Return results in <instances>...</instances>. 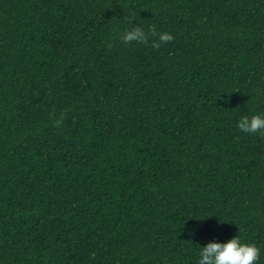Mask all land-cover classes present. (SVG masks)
Listing matches in <instances>:
<instances>
[{
	"label": "trees",
	"instance_id": "16d2710c",
	"mask_svg": "<svg viewBox=\"0 0 264 264\" xmlns=\"http://www.w3.org/2000/svg\"><path fill=\"white\" fill-rule=\"evenodd\" d=\"M255 114L264 0H0V264H264Z\"/></svg>",
	"mask_w": 264,
	"mask_h": 264
},
{
	"label": "clouds",
	"instance_id": "9594fccd",
	"mask_svg": "<svg viewBox=\"0 0 264 264\" xmlns=\"http://www.w3.org/2000/svg\"><path fill=\"white\" fill-rule=\"evenodd\" d=\"M154 32H146L139 26H134L122 36L124 43L133 41L138 43L147 42ZM173 39L171 34L159 35L160 42H169ZM158 47V43H154ZM59 125L60 121H56ZM237 128L243 133H264V115L255 114L251 117L241 116L237 121ZM262 249L254 243L245 242L240 235H235L225 242L209 241L200 246L198 250L197 264H258Z\"/></svg>",
	"mask_w": 264,
	"mask_h": 264
}]
</instances>
